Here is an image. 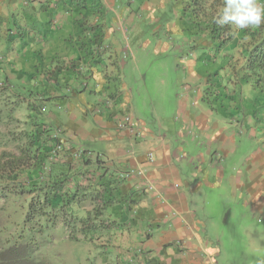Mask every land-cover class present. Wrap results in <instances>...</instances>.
I'll use <instances>...</instances> for the list:
<instances>
[{"label":"crops","instance_id":"obj_1","mask_svg":"<svg viewBox=\"0 0 264 264\" xmlns=\"http://www.w3.org/2000/svg\"><path fill=\"white\" fill-rule=\"evenodd\" d=\"M146 16L164 23L154 53L183 65L180 84L140 82ZM215 44L182 1L0 0V124L33 144L23 181H68L77 229L97 224L115 264H216L211 191L264 219V89L243 79L245 49Z\"/></svg>","mask_w":264,"mask_h":264},{"label":"rangeland","instance_id":"obj_2","mask_svg":"<svg viewBox=\"0 0 264 264\" xmlns=\"http://www.w3.org/2000/svg\"><path fill=\"white\" fill-rule=\"evenodd\" d=\"M259 2L264 4V0ZM223 7L224 0H206L204 12L193 8L187 10L195 15L201 32H209L210 19L219 15ZM170 8L167 9L169 13ZM181 20L171 18L169 22ZM145 23L137 25L140 29L135 32L138 37L134 41L135 56L140 60L139 66L145 78L140 82L146 80L151 89L153 83L164 76L170 85L180 84L183 65L173 56L154 53L156 39L151 35L156 33L159 38H164L167 35L164 23L152 25L153 21L147 16ZM228 30L233 41L221 46L218 40L211 37L216 41L211 50L226 47L242 51L252 39L264 37V25L240 31ZM146 40L152 41L153 45L142 49V42ZM178 44H183L180 39L175 42V45ZM0 125V252L17 245H29L31 258L41 264H115L110 261V253L106 249L108 246L105 244L107 240L102 241L103 235L95 231L97 224L88 219L87 227L77 229L78 219L68 209L71 205L68 181H23L24 171L21 166L30 161L32 153L25 155L22 150L32 142L28 140L23 144L19 132L4 127L2 123ZM211 194L205 202L206 218L203 219L208 231L202 234L209 245L218 251L214 256L216 264H262L264 219L246 215L248 211L242 207L239 192L232 195L226 189L211 191ZM95 211H98L97 208ZM228 213L231 214L226 217ZM59 224L69 226L70 230L58 227ZM201 229L205 227L201 226Z\"/></svg>","mask_w":264,"mask_h":264},{"label":"trees","instance_id":"obj_3","mask_svg":"<svg viewBox=\"0 0 264 264\" xmlns=\"http://www.w3.org/2000/svg\"><path fill=\"white\" fill-rule=\"evenodd\" d=\"M185 3V10L193 8L204 12V3L206 0H175ZM195 16V15H194ZM211 24L209 35L218 40L223 46L231 41L232 35H229L226 26L218 27L214 23V19H210ZM246 63L242 68L245 72L243 79L248 82H253L255 86L264 89V37L259 39H252V42L245 48ZM32 207H30V210ZM29 217V216H28ZM0 264H41L40 262L31 258V246L17 245L0 252Z\"/></svg>","mask_w":264,"mask_h":264},{"label":"clouds","instance_id":"obj_4","mask_svg":"<svg viewBox=\"0 0 264 264\" xmlns=\"http://www.w3.org/2000/svg\"><path fill=\"white\" fill-rule=\"evenodd\" d=\"M214 23L236 31L259 28L264 25V4L259 0H224L223 10Z\"/></svg>","mask_w":264,"mask_h":264},{"label":"built area","instance_id":"obj_5","mask_svg":"<svg viewBox=\"0 0 264 264\" xmlns=\"http://www.w3.org/2000/svg\"><path fill=\"white\" fill-rule=\"evenodd\" d=\"M118 126L119 128H128V129H131L134 124H133V120L132 118L130 117H125L123 119H121L118 123ZM55 138H53L51 141L53 143L52 145V151H51V157L54 158V157H58L59 156V153H60V146L58 145L57 142H55L54 140Z\"/></svg>","mask_w":264,"mask_h":264}]
</instances>
